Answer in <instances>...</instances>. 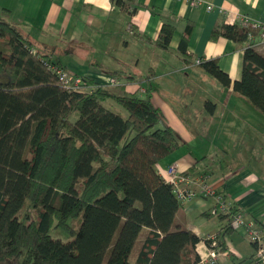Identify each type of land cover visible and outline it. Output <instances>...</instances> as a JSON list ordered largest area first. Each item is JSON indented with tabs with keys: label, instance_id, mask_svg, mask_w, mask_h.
Here are the masks:
<instances>
[{
	"label": "trees",
	"instance_id": "obj_1",
	"mask_svg": "<svg viewBox=\"0 0 264 264\" xmlns=\"http://www.w3.org/2000/svg\"><path fill=\"white\" fill-rule=\"evenodd\" d=\"M249 32L224 23L214 37L240 44ZM170 38L164 24L158 45L167 48ZM185 46L182 37L181 52ZM30 50L32 41L0 18V264L197 262L201 239L188 229L172 230L180 200L156 169L184 141L150 95L88 78L90 90H66L44 64L51 54ZM198 65L223 86L231 84L214 59ZM233 90L264 115V55L244 47ZM106 99L126 115L104 106ZM231 215H218L228 220L224 233L233 228Z\"/></svg>",
	"mask_w": 264,
	"mask_h": 264
},
{
	"label": "crops",
	"instance_id": "obj_2",
	"mask_svg": "<svg viewBox=\"0 0 264 264\" xmlns=\"http://www.w3.org/2000/svg\"><path fill=\"white\" fill-rule=\"evenodd\" d=\"M193 1L0 0V18L16 25L34 50L51 54L49 59L70 73L120 92L150 95L164 122L184 141L156 165L157 171L176 163L180 171L205 173L214 193L240 207L264 234V158L258 160L260 169L219 160L231 145L228 140L238 143L236 134L250 130L246 124L257 139L262 135L264 154V115L233 90L247 45L214 37L219 26L235 16L264 24V0ZM3 9L8 10L7 16L2 15ZM164 24L171 30L167 48L158 45ZM182 37L184 52L179 49ZM254 50L264 55V46ZM195 58L214 59L231 84L223 86L194 65ZM112 76L119 85H110ZM193 188V198L180 200L172 230L194 232L201 239L195 249L201 252L205 250L202 237L216 233L223 248L227 243L236 252L220 257L219 264H257V251L242 228L231 226L233 230L224 233L228 220L209 211L213 197L203 196L197 185Z\"/></svg>",
	"mask_w": 264,
	"mask_h": 264
},
{
	"label": "built area",
	"instance_id": "obj_3",
	"mask_svg": "<svg viewBox=\"0 0 264 264\" xmlns=\"http://www.w3.org/2000/svg\"><path fill=\"white\" fill-rule=\"evenodd\" d=\"M191 2L194 3L193 0ZM207 9L210 10L211 6L207 5ZM229 24H238L245 29H249L247 34L246 47L252 49H262L264 46V24L249 19L245 16H235L230 19ZM253 30L257 32L252 33ZM34 52L33 50H30ZM45 66L57 77L60 84L69 91L86 92L91 89V86L85 84L83 79L79 76L63 70L56 63H52L43 60ZM201 60L195 59L194 65L200 64ZM162 173V174H161ZM160 175L163 179L171 185V188L179 200L191 199L196 195V191L193 188L197 185L199 192L205 197H213L214 205L210 209L212 216H218L219 214H227L230 211L231 226L233 228H242L244 236L250 243H254L258 246L259 259L256 260L257 264H264V234L263 231L256 227L255 223L246 218L245 213L239 208L233 205V202L227 200L223 195L215 194L213 188L208 184L205 173L198 175L192 174L188 171H180L176 163L168 166L165 171H161ZM235 208V209H234ZM205 245L206 252L200 254L199 260L195 264H218L220 257L228 254V249L223 248L219 243V237L216 233H210L202 237ZM226 241V239H225ZM230 253L236 254L235 251L229 249Z\"/></svg>",
	"mask_w": 264,
	"mask_h": 264
},
{
	"label": "rangeland",
	"instance_id": "obj_4",
	"mask_svg": "<svg viewBox=\"0 0 264 264\" xmlns=\"http://www.w3.org/2000/svg\"><path fill=\"white\" fill-rule=\"evenodd\" d=\"M39 52H42V49H39ZM72 74V73H71ZM76 77V74H73ZM209 76V75H208ZM212 78V76L210 77ZM215 80V79H214ZM102 104L106 106L107 108L113 110L114 112L120 113L121 115L125 116L126 111L123 109L122 106L116 104L114 101L110 99H106L102 101ZM208 107V106H206ZM78 117L77 113L72 114L71 120L74 121ZM245 126H248L250 130L248 131H241L237 133L236 135L240 137V141L237 143L236 141L234 142L233 140H228L230 147L227 150L226 153H223L222 151L219 153H216L218 155H221L219 157L220 162L225 161V162H230L231 164H248L250 167L255 168V169H260L262 165L259 163L258 160H262V157L264 158V154L262 155V135H261V140L257 139L255 137V134L252 132L251 126L249 124H246ZM219 138V136L217 137ZM216 138V139H217ZM210 143H214L215 139L209 140ZM217 142V141H216ZM195 143H200V141H196ZM237 143L238 145H235ZM146 229L143 230V232L140 235V238L138 239L137 243L135 244L133 248V258L137 254L142 241L144 240L146 236ZM132 258V259H133ZM131 259V260H132ZM134 260V259H133ZM132 260V261H133Z\"/></svg>",
	"mask_w": 264,
	"mask_h": 264
},
{
	"label": "bare ground",
	"instance_id": "obj_5",
	"mask_svg": "<svg viewBox=\"0 0 264 264\" xmlns=\"http://www.w3.org/2000/svg\"><path fill=\"white\" fill-rule=\"evenodd\" d=\"M254 31H256V30H253L252 31V33H254ZM257 32V31H256ZM255 34V33H254ZM195 59H199V60H201V62L200 63H202L204 60L203 59H201V58H195ZM194 59V60H195ZM198 65V64H197ZM77 76V75H76ZM79 77H81V76H79ZM82 78V77H81ZM83 79V78H82ZM83 81H84V79H83ZM109 82H110V85L111 86H117V85H119L118 83V80H117V78L116 77H114V76H112V77H110L109 78ZM67 90V89H66ZM77 92V91H76ZM226 241H225V239H224V243H225ZM220 243V242H219ZM252 244H254V243H252ZM201 245H202V247L205 249V245H204V242H203V240L201 241ZM220 245H221V243H220ZM198 246V245H197ZM257 246V245H256ZM226 249H228V253H229V249H232L230 246H228V244L226 243ZM259 248H258V246L256 247V251H257V259H259V257H260V255H259V250H258ZM233 250V249H232ZM196 252H197V254H198V256L200 257V254H203V253H205L206 252V250H204V252H201V251H199L198 250V248L196 247ZM199 260V259H198ZM198 262V261H197ZM197 262H195V263H197ZM194 263V264H195ZM219 264V263H218Z\"/></svg>",
	"mask_w": 264,
	"mask_h": 264
}]
</instances>
